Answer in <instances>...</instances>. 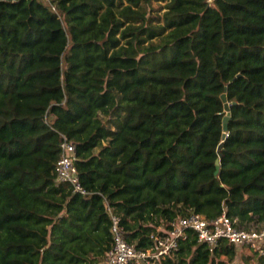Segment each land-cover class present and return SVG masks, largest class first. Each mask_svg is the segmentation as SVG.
Masks as SVG:
<instances>
[{"label": "trees", "instance_id": "16d2710c", "mask_svg": "<svg viewBox=\"0 0 264 264\" xmlns=\"http://www.w3.org/2000/svg\"><path fill=\"white\" fill-rule=\"evenodd\" d=\"M192 213L264 226V0H0V264H104L113 215L147 249ZM237 251L189 229L158 264Z\"/></svg>", "mask_w": 264, "mask_h": 264}, {"label": "built area", "instance_id": "2783aa9c", "mask_svg": "<svg viewBox=\"0 0 264 264\" xmlns=\"http://www.w3.org/2000/svg\"><path fill=\"white\" fill-rule=\"evenodd\" d=\"M61 149V156L56 166L57 180L69 183L75 193L88 195L90 192L81 183L75 165V144L64 136ZM112 219L113 243L107 252L104 264H158L162 258L173 255L178 250L180 240L187 236L189 229L195 231L198 240L206 243L212 250L221 240H226L237 247L264 252V226L253 224L250 228L242 227L237 225V219H233L226 213L214 219L192 213L175 220L171 222L169 229L160 227L157 233L151 235L154 243L147 249H139L135 244L130 243L120 226V219L114 215Z\"/></svg>", "mask_w": 264, "mask_h": 264}, {"label": "water", "instance_id": "95a60500", "mask_svg": "<svg viewBox=\"0 0 264 264\" xmlns=\"http://www.w3.org/2000/svg\"><path fill=\"white\" fill-rule=\"evenodd\" d=\"M221 97H222V100L224 102V107H225V111H226V115L223 118V125H224V129H225V133L223 134V138H226L227 132H228V129H229L228 124H229V121L231 119V106H230V103H229L228 97H227V88H226L225 92L222 94ZM223 146H224L223 142L220 143V145L218 146V152H219V156L220 157L222 155ZM216 164H217L216 174L218 175L219 170H220V165H221L220 158H218L216 160Z\"/></svg>", "mask_w": 264, "mask_h": 264}, {"label": "rangeland", "instance_id": "374dc122", "mask_svg": "<svg viewBox=\"0 0 264 264\" xmlns=\"http://www.w3.org/2000/svg\"><path fill=\"white\" fill-rule=\"evenodd\" d=\"M158 7L159 4L153 3ZM163 12V11H161ZM238 256L234 262V264H256V256L253 251L246 247H237ZM225 259V256H223Z\"/></svg>", "mask_w": 264, "mask_h": 264}]
</instances>
